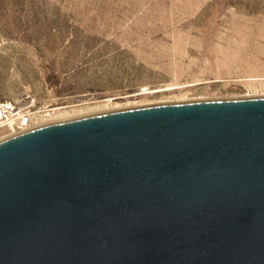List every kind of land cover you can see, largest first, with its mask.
Segmentation results:
<instances>
[{"label": "water", "instance_id": "1", "mask_svg": "<svg viewBox=\"0 0 264 264\" xmlns=\"http://www.w3.org/2000/svg\"><path fill=\"white\" fill-rule=\"evenodd\" d=\"M0 264H264V95L1 140Z\"/></svg>", "mask_w": 264, "mask_h": 264}, {"label": "rangeland", "instance_id": "2", "mask_svg": "<svg viewBox=\"0 0 264 264\" xmlns=\"http://www.w3.org/2000/svg\"><path fill=\"white\" fill-rule=\"evenodd\" d=\"M262 95L264 0H0V141L64 110Z\"/></svg>", "mask_w": 264, "mask_h": 264}, {"label": "bare ground", "instance_id": "3", "mask_svg": "<svg viewBox=\"0 0 264 264\" xmlns=\"http://www.w3.org/2000/svg\"><path fill=\"white\" fill-rule=\"evenodd\" d=\"M100 104V103H99ZM89 106V105H88ZM99 106H101V105H99ZM99 106H93V107H82V108H80V109H78L79 111H77L76 109H71V110H64V111H60V112H58V113H56V115H54V116H56V118L59 120V121H62V120H68V119H72V118H70V116H72V115H74V114H78V112H83V110L84 109H87V110H92V111H95V110H98V107ZM80 114V113H79ZM51 115V114H50ZM52 116V115H51ZM53 116V117H54ZM53 122H56V121H53ZM49 123H52V122H49ZM45 124H47V123H45ZM41 125V124H40ZM42 125H44V124H42Z\"/></svg>", "mask_w": 264, "mask_h": 264}]
</instances>
